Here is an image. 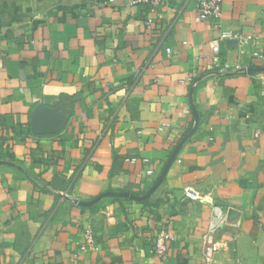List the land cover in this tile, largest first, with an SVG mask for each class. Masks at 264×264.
<instances>
[{"label": "crops", "instance_id": "0c3cea01", "mask_svg": "<svg viewBox=\"0 0 264 264\" xmlns=\"http://www.w3.org/2000/svg\"><path fill=\"white\" fill-rule=\"evenodd\" d=\"M199 1L0 0V264H206L214 204L207 264H264V0H220L240 36L220 65ZM65 98L64 128L33 134Z\"/></svg>", "mask_w": 264, "mask_h": 264}, {"label": "built area", "instance_id": "2783aa9c", "mask_svg": "<svg viewBox=\"0 0 264 264\" xmlns=\"http://www.w3.org/2000/svg\"><path fill=\"white\" fill-rule=\"evenodd\" d=\"M167 0H129L131 6H147V7H156L160 4L165 3ZM220 0H200L197 5V12L195 16L196 21L203 19H209L213 22V27L220 31L218 39L214 40L211 44L213 51L212 60L216 65H220V58L218 56L219 41H229V40H239L240 36L237 33L223 30L220 28V16H221V6ZM151 20L147 19L145 21V26L148 30L151 28ZM225 68V65H223ZM258 95L260 98L264 99V80L259 88ZM1 131V127H0ZM133 161V160H131ZM143 163H147V159L142 160ZM147 174H150L151 171L147 170ZM185 198L189 200H200L201 196L199 193L191 187H186L183 190ZM225 213L223 208L220 205H212V213L208 226L204 233L201 236V245L203 248V258L204 263L210 262L212 254L221 250L225 245L219 244L215 239V235L219 229L224 225ZM84 243L80 245V249H92L96 250L95 237L91 229H85L83 233ZM166 240L167 236L164 230H159L154 232L152 237L153 250L156 256L159 258H164L166 255Z\"/></svg>", "mask_w": 264, "mask_h": 264}, {"label": "water", "instance_id": "95a60500", "mask_svg": "<svg viewBox=\"0 0 264 264\" xmlns=\"http://www.w3.org/2000/svg\"><path fill=\"white\" fill-rule=\"evenodd\" d=\"M229 42L236 43L235 40ZM71 101L65 98L54 107L37 104L30 114L31 132L36 135L53 134L63 129L71 112Z\"/></svg>", "mask_w": 264, "mask_h": 264}]
</instances>
